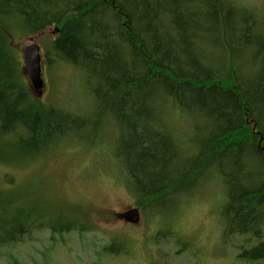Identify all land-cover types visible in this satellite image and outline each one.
I'll list each match as a JSON object with an SVG mask.
<instances>
[{
    "label": "trees",
    "instance_id": "trees-1",
    "mask_svg": "<svg viewBox=\"0 0 264 264\" xmlns=\"http://www.w3.org/2000/svg\"><path fill=\"white\" fill-rule=\"evenodd\" d=\"M49 27L56 34L42 43L50 79L60 66L73 67L88 97L85 113L35 99L22 76L13 39ZM72 137L86 148L112 147L121 183L150 217L177 212L219 177L224 235L261 238L264 10L245 0H0V165L25 166ZM4 181L0 245L44 228L95 229L81 211L24 199L12 175ZM156 234L181 241L170 228ZM123 244L113 236L105 251L127 252ZM238 256L264 263V240Z\"/></svg>",
    "mask_w": 264,
    "mask_h": 264
},
{
    "label": "rangeland",
    "instance_id": "rangeland-1",
    "mask_svg": "<svg viewBox=\"0 0 264 264\" xmlns=\"http://www.w3.org/2000/svg\"><path fill=\"white\" fill-rule=\"evenodd\" d=\"M245 1L264 10V0ZM55 34L56 28L49 27L39 34L13 39L12 46L22 60V76L35 99L85 113L89 110L88 97L73 67L60 66L55 75L52 73L53 81L50 79L42 42ZM32 42H37L42 52L41 92L33 88L24 69L23 50ZM185 122L178 125L181 132ZM70 139L73 141L25 166L0 165V186H8L4 181L8 173L14 177L11 187L22 198L38 199L61 213L81 211L95 229L55 235L47 228L35 230L19 243L0 245V264H253L238 255L264 240V226L261 238L224 235L221 209L225 189L219 177L204 182L177 212L151 217L142 212L138 223H128L121 213L136 207V197L121 183L122 170L113 160L112 147L86 148L82 141ZM165 218L171 221L168 227ZM161 228H170L181 241L175 244L173 239L156 236ZM113 236L121 238L127 252L105 251Z\"/></svg>",
    "mask_w": 264,
    "mask_h": 264
},
{
    "label": "water",
    "instance_id": "water-1",
    "mask_svg": "<svg viewBox=\"0 0 264 264\" xmlns=\"http://www.w3.org/2000/svg\"><path fill=\"white\" fill-rule=\"evenodd\" d=\"M24 69L30 77L33 88L39 92L44 88L42 77V52L37 42H32L23 50ZM128 222L138 223L141 220V211L138 207H131L121 213Z\"/></svg>",
    "mask_w": 264,
    "mask_h": 264
}]
</instances>
